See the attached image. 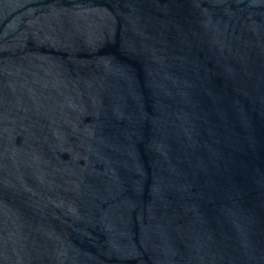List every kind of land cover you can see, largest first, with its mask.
Here are the masks:
<instances>
[{"label": "water", "instance_id": "1", "mask_svg": "<svg viewBox=\"0 0 264 264\" xmlns=\"http://www.w3.org/2000/svg\"><path fill=\"white\" fill-rule=\"evenodd\" d=\"M0 264H264V0H0Z\"/></svg>", "mask_w": 264, "mask_h": 264}]
</instances>
